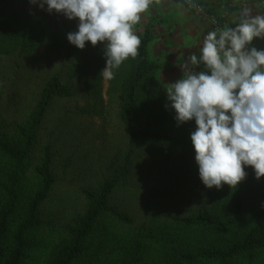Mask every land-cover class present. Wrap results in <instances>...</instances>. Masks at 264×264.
Instances as JSON below:
<instances>
[{"label":"trees","instance_id":"trees-1","mask_svg":"<svg viewBox=\"0 0 264 264\" xmlns=\"http://www.w3.org/2000/svg\"><path fill=\"white\" fill-rule=\"evenodd\" d=\"M31 6L29 0H0V56L28 54L44 46L47 33L21 12ZM136 34L139 55L125 60L111 80L119 120L131 141L195 151L190 138L195 121L178 124L167 95L151 103L149 85L160 68L149 59L151 22ZM74 48L71 43L66 47L69 54H75ZM86 52L97 54L88 44L81 54ZM204 70L201 64L196 71ZM75 95V86L54 73L22 123L0 117V264H29L32 258L30 251L44 225L42 208L56 182L54 146H39V130L54 99ZM138 120L141 129L136 128ZM127 159L96 189H80L84 209L64 226V237L49 250L44 264H248L264 256V208L250 210L258 188L251 166L245 167L247 178L236 188L209 189L199 180L204 198L194 213L152 214L131 227V215L109 203L126 174Z\"/></svg>","mask_w":264,"mask_h":264},{"label":"rangeland","instance_id":"rangeland-1","mask_svg":"<svg viewBox=\"0 0 264 264\" xmlns=\"http://www.w3.org/2000/svg\"><path fill=\"white\" fill-rule=\"evenodd\" d=\"M168 1L154 0L135 26L137 32L149 22L152 24L154 38L148 46L149 59L160 68L149 85L151 103L167 95L166 84L182 77L180 66L187 57L199 56L209 31L238 22L225 20L231 7L241 10L247 5L243 0H223L216 6L207 0H196L216 18L214 24L183 4L182 20L174 21L177 14ZM46 8L47 5L45 9L33 5L21 9L26 21L47 33L44 46L28 54L12 52L0 56V117L8 122L24 121L45 80L54 73L73 84L76 93L73 98L54 99L39 130V146L47 142L54 146L56 182L42 208L44 225L36 235L29 264H44L49 250L64 237V226L82 212L85 201L80 189H96L121 167L126 157V174L112 191L109 203L131 215V227L145 222L152 214H192L204 198L195 151L131 141L128 128L118 118L112 82L100 75L106 64L104 45L94 47L86 42L97 54L82 55L76 46L75 54H69L67 34L78 30V19L68 20L55 11L48 13ZM260 12L264 14V5ZM186 17L192 21H185ZM235 19H239V14ZM192 67L196 71L198 66ZM142 126V120H138L136 128ZM257 187L251 211L264 208V177L258 180ZM248 264H264V256Z\"/></svg>","mask_w":264,"mask_h":264},{"label":"clouds","instance_id":"clouds-1","mask_svg":"<svg viewBox=\"0 0 264 264\" xmlns=\"http://www.w3.org/2000/svg\"><path fill=\"white\" fill-rule=\"evenodd\" d=\"M48 13L78 19L67 40L83 50L86 42L104 45L105 67L100 75L114 79V70L136 58L141 40L135 26L154 0H29ZM264 14L244 5L235 26L209 31L199 56L180 66L182 78L166 84L167 100L178 124L195 121L190 134L199 178L206 188L237 187L251 166L264 177ZM206 70L195 71L192 66ZM169 105H166L168 107ZM261 207H264L262 203Z\"/></svg>","mask_w":264,"mask_h":264},{"label":"crops","instance_id":"crops-1","mask_svg":"<svg viewBox=\"0 0 264 264\" xmlns=\"http://www.w3.org/2000/svg\"><path fill=\"white\" fill-rule=\"evenodd\" d=\"M202 1L205 2L206 0H202ZM207 1H210L211 3H213V6H216V4L218 5L223 0H207ZM168 2H170L172 4V6L175 8V12L177 14L174 21H181L182 15L184 14V11L182 10V3L178 0H169ZM243 2H246L247 6L252 8L254 14H258V13L261 14L260 9H261V6L264 5V4L261 5V2L264 3V0H243ZM238 3H239V0H238ZM239 11L240 10L237 9L236 7H231V9L227 15V18L225 20L226 21H238L239 19L236 20L235 17H236V15L239 14ZM181 12H182V14H180ZM184 20L185 21H192V19L190 17H186V19H184ZM159 21H162V20H159ZM235 24L236 23L232 24V26L234 27ZM253 44H255L259 49H264V41H261L259 39H254Z\"/></svg>","mask_w":264,"mask_h":264},{"label":"built area","instance_id":"built-area-1","mask_svg":"<svg viewBox=\"0 0 264 264\" xmlns=\"http://www.w3.org/2000/svg\"><path fill=\"white\" fill-rule=\"evenodd\" d=\"M183 3L190 9L193 10L198 16L202 18H207L211 20L214 24L217 23L216 18L213 15H209L204 11V9L201 7L199 3L196 2V0H182Z\"/></svg>","mask_w":264,"mask_h":264}]
</instances>
